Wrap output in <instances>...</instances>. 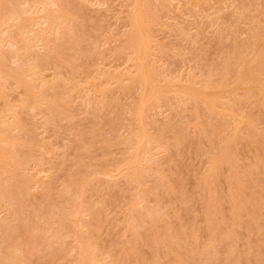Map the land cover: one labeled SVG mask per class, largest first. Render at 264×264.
<instances>
[{
	"label": "rangeland",
	"instance_id": "rangeland-1",
	"mask_svg": "<svg viewBox=\"0 0 264 264\" xmlns=\"http://www.w3.org/2000/svg\"><path fill=\"white\" fill-rule=\"evenodd\" d=\"M60 1L63 6L70 3L71 10L67 8L70 5L59 9L52 4L55 14H69L72 22L57 25L58 33L53 29L48 34L49 42L55 41L68 51L52 50V57L47 56L50 61L45 63L41 45L30 48L40 61L42 80L30 81L29 86L42 104L33 109L23 107L25 88H15L14 80H9L12 85L2 82L6 97L0 99V109L18 105L20 116L13 108L7 118L20 122L11 132L14 136H9L16 142L13 150H7L13 162L9 157L7 162L0 161V188L9 191L14 187L19 196L13 202L14 198H8L12 193L4 200L7 204L2 198V207L6 205L0 208L4 210L0 221L7 216L22 223L21 227L25 225L21 241H17L23 254L31 252L25 255L27 264H77L80 247L87 244L95 245L94 252L105 260L113 257L121 264H141L144 259L154 264H180L171 245L162 240L151 244L154 235L149 231L161 237L170 225L168 232L176 236L180 223L196 239L186 247L188 264L264 261V139L261 137L262 143L259 138L264 132V85H255L249 77L243 82L237 79L239 68L250 65L248 60L257 61L264 51V0H143L138 7L149 13L145 24L153 60L149 59L153 68L149 73L154 78L149 84L147 81L148 94L144 79L135 74L131 45L132 15L137 5L132 0ZM24 14L29 13H22V18H26ZM14 22L9 23V29ZM251 29L259 30L256 37L249 35ZM2 46L8 51H1L7 54L6 67H17L24 59V49L10 42ZM53 61L61 65L51 64ZM225 63L229 73L223 84L219 72ZM260 65L264 63L260 62L256 71ZM133 73L135 81L130 79ZM209 76L210 87L206 84ZM33 78L31 73L26 76L27 80ZM151 81L156 82H152L153 87ZM188 87L200 100H181L177 91L182 93ZM151 88L160 94L158 98L150 97ZM145 97L148 102L144 100L141 106ZM15 136L17 141L12 138ZM228 139L233 143L231 163L222 162L214 168L211 158L221 152ZM150 158L155 162H148ZM210 171L213 177L208 176ZM236 190L235 201L242 207L238 216L229 196ZM210 202L213 208H209ZM208 215L218 223L214 235H210ZM25 232L28 234L23 236ZM64 241L68 243L65 249ZM177 242L176 238L174 247ZM2 243L0 254L6 246Z\"/></svg>",
	"mask_w": 264,
	"mask_h": 264
},
{
	"label": "bare ground",
	"instance_id": "bare-ground-1",
	"mask_svg": "<svg viewBox=\"0 0 264 264\" xmlns=\"http://www.w3.org/2000/svg\"><path fill=\"white\" fill-rule=\"evenodd\" d=\"M63 1H65V0H63ZM70 2H71V0H69ZM73 1V0H72ZM82 1H86V0H82ZM133 1V3L135 4L134 6H136L137 5V7H136V9H135V12H133V15H132V31H131V45H132V49H133V51H134V59L136 60V64H135V66H136V71H138V73L136 72L135 74H138L139 75V73H140V76H142V79H144L143 80V84H144V86L146 87V92H147V94H148V88L150 87V85L148 86V84H149V81L152 79H154L152 76H151V74L149 73V70L151 71H153V68H151L150 69V55H151V53H152V51L150 50V34H149V31H148V25L147 24H145V20H146V18L149 16V13H146V11H144L142 8H140V7H138V5H141V2H143V0H132ZM145 1V0H144ZM148 1V0H147ZM66 2V1H65ZM64 3V2H63ZM74 3V1L71 3V4H73ZM52 4L53 5H58L60 8L59 9H61V8H64V6H69L70 5V3H67V4H65L64 6L62 5V3H61V1L60 0H52L50 3L48 2V0H0V99H4L5 97H6V95H5V97H4V95H3V91H4V89L2 88V84H4V83H2L3 81H9V80H14V82L13 81H11L13 84H14V86H15V88H21V87H24L25 89V95H26V97H25V95L23 96V94H22V97H24V98H22L21 99V101H23V102H21L22 104L24 103V105H23V107H28V108H30V109H33V108H36L37 106H39L40 104H42V103H40V104H38V101L40 100V102H43V100H41V99H36V97H35V95H34V93H33V91H32V89L30 88V86H29V82L30 81H38V80H42V76H41V73H40V70H39V68H40V61H38V58H37V56L35 55V54H33V56H32V54H31V52H30V48L31 47H36V45H33V44H36V43H39L40 45H41V48L43 49L42 51H40V52H42V54H43V59H42V61H46L45 63H47V61H50V60H47V58L50 56V57H52L51 56V51L53 50H60V51H62L63 50V46L61 47V46H59L58 45V43L57 44H55V41L54 42H52L51 40V42H52V44H51V42H49V33H51L52 31H53V29L55 30V33H56V28L58 27L57 25H59V24H64L65 25V23L67 24L68 23V21L70 22L71 20H69V14H66V13H63L61 16H59L60 14L58 13V15L57 14H55V8L53 9V7H52ZM146 4H149V7H150V2H148V3H146ZM75 6H76V4H74ZM74 5H73V7H74ZM66 6V7H67ZM71 6L72 5H70L69 7H67V8H69L70 10H71ZM147 6V5H146ZM148 7V6H147ZM146 7V8H147ZM58 8V7H57ZM74 8H76V7H74ZM66 9V8H65ZM57 10V9H56ZM72 10H73V8H72ZM75 10V9H74ZM158 10V9H157ZM24 12H28L29 14L28 15H26L25 16V14H24V16L26 17V18H22V13H24ZM66 12V11H65ZM75 13H76V11H75ZM263 14H264V10H263ZM61 19V20H60ZM60 20V21H59ZM11 21H15L14 22V24H13V26L12 25H10V26H12L11 27V29H9L8 28V25H9V23L11 22ZM60 22V23H59ZM62 22V23H61ZM72 22V21H71ZM13 23V22H12ZM71 25H72V23H70ZM70 24H68V25H70ZM74 24V23H73ZM63 25V26H64ZM71 25H70V27H71ZM56 26V27H55ZM62 26V25H61ZM60 26V27H61ZM72 26H74V25H72ZM257 27V26H256ZM262 27V26H261ZM59 28V27H58ZM62 28V27H61ZM67 29V28H66ZM254 29V28H253ZM256 29V28H255ZM59 30V29H58ZM152 30V29H151ZM7 31V32H6ZM153 31V30H152ZM252 29L250 30V34L249 35H251V36H255L256 37V31H258L259 32V30H254V31H252ZM57 33H58V31H57ZM63 33H65V32H63ZM67 33V32H66ZM49 34V35H48ZM79 34V33H78ZM7 35V36H6ZM77 35V34H76ZM82 35V34H81ZM61 36H63V35H61ZM78 36V35H77ZM85 36V35H84ZM51 37V36H50ZM51 38H53V37H51ZM62 38V37H61ZM83 38V37H82ZM54 39H55V36H54ZM77 39V38H76ZM79 39V38H78ZM84 39V38H83ZM53 40V39H52ZM62 40V39H61ZM248 40V39H247ZM253 40V39H252ZM59 41V40H58ZM68 41V40H67ZM6 42H10V44L12 45H14V46H18V47H20V48H22V49H24V59L23 60H21L20 61V63H18V66L17 67H14V68H12V69H8L7 67H6V62H5V60H6V58H7V50H4L3 49V46H2V44H4V43H6ZM2 43V44H1ZM54 43V44H53ZM62 43H64V42H62ZM38 45V44H37ZM65 45V44H64ZM75 45V44H74ZM6 46H7V44H6ZM76 46V45H75ZM8 47V46H7ZM34 47V48H35ZM261 47V46H260ZM70 48V47H69ZM65 49V48H64ZM66 49H68V47L66 48ZM130 49V48H129ZM1 51H5L6 53L5 54H2L1 53ZM11 51V50H10ZM64 51V50H63ZM66 51V50H65ZM64 51V52H65ZM68 51V50H67ZM66 51V52H67ZM12 53H13V57H14V52L13 51H11ZM22 52V51H21ZM70 52V51H69ZM236 52V51H235ZM58 53H60V52H58ZM76 53V52H75ZM78 53V52H77ZM133 53V52H132ZM66 54V53H65ZM68 54V53H67ZM78 55V54H77ZM238 55H239V53H238ZM36 56V57H35ZM48 56V57H47ZM10 57V56H9ZM50 57H49V59H50ZM12 58V57H11ZM39 58H40V56H39ZM46 58V60H44ZM41 59V58H40ZM39 59V60H40ZM55 60V59H54ZM75 61V60H74ZM151 61H153L152 60V58H151ZM250 61H251V59H250ZM54 63H51V64H53V65H56V64H58V63H55V61H53ZM133 62H134V60H133ZM264 63V51L261 53V55H259V58L257 59V61H253L252 60V62H250L249 63V60H248V64H250V65H243L241 68H239V69H241V71L238 73L237 72V79L238 80H244L246 77H249L252 81H253V83L255 84V85H264V66H259V71H256V68H258L257 66H258V64L259 63ZM39 63V64H38ZM42 63V62H41ZM44 63V62H43ZM20 64V65H19ZM235 64V63H234ZM45 65H47V64H45ZM44 64H43V66H45ZM58 65H61V64H58ZM57 65V66H58ZM221 65H223V63L221 64ZM225 66H223V67H221V69H220V71L221 72H219L220 73V75H222V78H221V83H223V84H225V81H226V78H227V76H228V73H229V69H228V67L229 66H227V63H225L224 64ZM49 66V65H48ZM239 66V65H238ZM46 67V66H45ZM52 67V66H51ZM55 67V66H54ZM235 67V66H234ZM11 68V67H10ZM222 68H223V73H222ZM58 69V68H57ZM57 71V70H56ZM72 71V70H71ZM55 72V71H54ZM236 72V71H235ZM29 73H31L32 75H33V77L35 76V78H33V80H31V79H29V80H27L26 79V76H28V74ZM59 73V72H58ZM57 73V74H58ZM222 73V74H221ZM72 74V73H71ZM134 74V73H133ZM132 74V75H133ZM134 74V75H135ZM132 75H130V79H133V81H135L136 80V75L134 76L135 77V79H134V77L132 76ZM206 75V74H205ZM219 75V74H218ZM236 75V74H235ZM29 76H31V75H29ZM157 76V75H156ZM64 77V76H63ZM112 77V76H111ZM123 77V76H122ZM121 77V78H122ZM127 77V76H126ZM139 77V76H138ZM4 78V79H3ZM28 78H30V77H28ZM68 78V77H67ZM128 78H129V75H128ZM125 79V78H124ZM127 79V78H126ZM125 79V80H126ZM141 79V80H142ZM207 79V82L204 80V84H205V82H206V84L210 87L211 86V82H210V76L209 77H207L206 78ZM74 80H75V78H74ZM114 80L115 79H113L112 81L114 82ZM123 80V79H122ZM121 80V81H122ZM124 80V81H125ZM140 80V81H141ZM203 80V79H202ZM219 80V79H218ZM217 80V81H218ZM67 81H69V79L67 80ZM76 81V80H75ZM112 81H108V82H110V83H112ZM127 81H128V79H127ZM132 81V80H131ZM132 81V82H133ZM147 81H148V84H147ZM158 81V80H157ZM201 81V80H200ZM199 81V82H200ZM10 81H9V84L11 83ZM119 82V81H118ZM152 82L153 81H151L150 83L152 84ZM159 82V81H158ZM157 82V83H158ZM243 82V81H242ZM60 83V82H59ZM69 83V82H68ZM103 83V82H102ZM102 83H101V85H102ZM117 83V82H116ZM136 83H138V79H137V82ZM153 83H155L156 84V82H153ZM161 83V82H160ZM159 83V84H160ZM201 83H203L202 81H201ZM67 84V83H66ZM77 83L75 82V85H76ZM78 84H81V83H79L78 82ZM77 84V85H78ZM122 84H124V83H122ZM126 84V83H125ZM129 84V83H128ZM130 84H132V83H130ZM147 84V85H146ZM158 84V85H159ZM204 84H203V86H201V87H203V88H206V86L204 87ZM10 85H12V84H10ZM31 85V84H30ZM33 85V84H32ZM31 85V86H32ZM68 85V84H67ZM133 85V84H132ZM132 85H130L131 87H132ZM140 85H141V83H140ZM197 85V84H196ZM37 86V85H36ZM35 86V87H36ZM59 86V85H58ZM70 86V85H69ZM120 86H122V85H119V87ZM123 86H125V85H123ZM142 86V85H141ZM147 86H148V88H147ZM154 85L152 84V87H153ZM176 86V85H175ZM174 86V87H175ZM214 86V85H213ZM32 87H34V86H32ZM39 87V86H38ZM105 87H107V86H105ZM109 87H110V85H109ZM108 87V88H109ZM116 87H117V85H116ZM200 87V88H201ZM40 88V87H39ZM67 88V87H66ZM70 87H68V89H69ZM72 88V87H71ZM138 88V87H137ZM176 89H177V87H175ZM3 89V90H2ZM104 89V88H103ZM133 89H134V87H133ZM132 89V90H133ZM165 89V88H164ZM167 89V88H166ZM208 89V88H207ZM69 90H72V89H69ZM68 90V91H69ZM131 90V91H132ZM134 90H136V89H134ZM151 90H152V88H151ZM150 90V91H151ZM167 90H170L169 88L167 89ZM110 91V90H109ZM130 91V92H131ZM145 91V90H144ZM162 91H163V89H162ZM177 91V90H176ZM47 92V91H46ZM111 92V91H110ZM152 92H153V94H151V96L150 97H156V98H158L159 96H160V94L159 93H154V91L152 90ZM157 92V91H156ZM164 92V91H163ZM183 92H184V94H183ZM183 92L181 93V92H179V91H177V94H179V96H180V98H181V100L184 102V99H186V98H188L189 97V99L188 100H190V99H193V98H196V97H198V93H194V92H192L191 91V89H190V87H188V88H186L185 90H183ZM264 92V91H263ZM262 92V93H263ZM145 93V92H144ZM166 93V92H165ZM206 94H207V92H205ZM6 94V93H5ZM44 94V93H43ZM149 94V95H150ZM183 94V95H182ZM186 94H188V96H185ZM202 94V93H201ZM206 94H202L203 96H206ZM208 94H210V92H208ZM213 94V93H212ZM264 94V93H263ZM66 95V94H65ZM64 95V96H65ZM141 96V95H140ZM263 96V95H262ZM8 97V96H7ZM146 97H149L148 95H146ZM146 97L145 98H142L143 100H142V104H141V106H143V103L146 101V102H148V99L146 100ZM186 97V98H185ZM264 97V96H263ZM263 97H262V100H263ZM39 98V97H38ZM135 98H137V96L135 97ZM212 98V97H211ZM211 98H209V99H211ZM15 99V98H14ZM159 99H161V98H159ZM198 99L200 100V96L198 97ZM219 99V98H218ZM217 99V100H218ZM229 99V98H228ZM38 100V101H37ZM105 100V99H104ZM145 100V101H144ZM150 100V99H149ZM211 100H213V101H215L214 99H211ZM144 101V102H143ZM153 101V100H152ZM151 101V102H152ZM154 101H156V100H154ZM163 101V100H162ZM190 101H192V100H190ZM219 101V100H218ZM264 101V100H263ZM262 101V102H263ZM10 102V101H9ZM69 102V101H68ZM216 102V101H215ZM229 102V101H228ZM2 103V102H1ZM44 103H46V102H44ZM136 103V102H135ZM185 103V102H184ZM210 103V102H209ZM10 104V103H9ZM38 104V105H37ZM47 104V103H46ZM147 104V103H146ZM144 105V107L145 106H147V105ZM148 104H151V103H148ZM6 105V104H5ZM19 105H20V103H19ZM213 105H214V102H213ZM8 106V105H7ZM10 106V108L9 107H5V108H2V109H0V161L1 162H3V160L5 159L6 160V158L7 157H9L10 155H12V154H10L9 155V153H10V151H8L7 152V150L9 149V147H10V149H12L13 150V147H15L14 146V143H16L14 140L12 141V140H10V137L11 136H14V134H11V132H12V130L15 128V131H16V128H18L19 127V122H18V120L16 119V118H14L13 119V117L11 116L12 115V113H11V119H8L7 118V113H8V110L10 111V109H15V111L18 109L17 107H19L18 105L16 106L15 105V107H11L12 105L10 104L9 105ZM13 106H14V104H13ZM215 106H216V103H215ZM48 107H50V106H48ZM52 107V106H51ZM63 107V106H62ZM61 107V108H62ZM22 108V107H21ZM64 108V107H63ZM62 108V109H63ZM27 109V108H26ZM25 109V110H26ZM141 109V108H140ZM144 109V108H143ZM50 110V109H49ZM53 110V109H52ZM57 110V109H56ZM212 110V109H211ZM18 111V110H17ZM16 111V112H17ZM37 111V110H36ZM43 111V110H42ZM58 111V110H57ZM56 111V112H57ZM142 110H140L139 112H141ZM145 111V110H144ZM203 111V110H202ZM207 111V110H206ZM16 112H14L13 113V115L14 114H16ZM38 112V111H37ZM45 112V111H44ZM50 112H52V111H50ZM48 113V112H47ZM46 113V114H47ZM18 114H19V111H18ZM208 114V113H207ZM139 115H141V113L139 114ZM19 116H20V114H19ZM207 116V115H206ZM13 119V120H12ZM205 119H208L207 117L205 118ZM9 120H11V121H9ZM140 120H141V117H140ZM213 123V122H212ZM212 125V124H211ZM22 126V125H21ZM213 126V125H212ZM211 126V127H212ZM229 127H230V125H229ZM213 128V127H212ZM20 129H18V131H19ZM222 130V129H221ZM211 131V130H210ZM13 132H14V130H13ZM177 132H179V131H177ZM225 132V131H224ZM252 132V131H251ZM223 133V132H222ZM253 134V133H252ZM17 135V134H16ZM256 135V134H255ZM260 135V134H259ZM10 136V137H9ZM138 136H141V135H138ZM142 136H144L143 135V133H142ZM223 137V136H222ZM264 139V132H261V136L259 137L261 140L260 141H262V143H263V139ZM12 138H14L15 140H16V136L15 137H12ZM137 138H139V137H137ZM145 138V137H144ZM179 139V138H178ZM231 139V138H230ZM142 140H144L143 139V137H142ZM17 141V140H16ZM234 141V140H233ZM147 142H149V141H147ZM4 143V144H3ZM134 143V142H133ZM139 144L141 143V142H138ZM150 143V142H149ZM18 144V143H17ZM135 144V143H134ZM232 141L231 140H226L225 141V145H224V148L221 150V152L220 153H217V154H214V156L211 158V161H212V164H213V166H214V168H217V166H219V165H221V163L222 162H230V151H231V146H232ZM138 145V144H137ZM139 146V145H138ZM138 146H137V149H138ZM140 146H142L143 147V145H142V143L140 144ZM140 146H139V148H140ZM145 146H147V144L145 145ZM149 146V145H148ZM147 146V147H148ZM16 147H17V145H16ZM19 148V147H18ZM151 148V147H150ZM17 149V148H16ZM145 148L143 147V150H144ZM148 149H149V147H148ZM16 151V150H15ZM17 151H19V150H17ZM150 151V150H149ZM148 151V152H149ZM20 152V151H19ZM143 152V151H142ZM11 153H13V152H11ZM150 153V152H149ZM143 154H147L146 152H143ZM14 155H15V152H14ZM148 155V154H147ZM136 156H137V154H136ZM144 156V155H143ZM146 156V155H145ZM144 156V157H145ZM150 157V156H149ZM10 158V161L12 160V162H13V159H12V156L11 157H9ZM14 158V157H13ZM137 158H138V156L136 157V160H137ZM146 159L148 158V156L147 157H145ZM17 159V157H16V155H15V158H14V161ZM151 160H149L148 162H150V161H154L152 158H150ZM139 160V159H138ZM10 161H9V163H10ZM124 161V160H123ZM131 161V160H130ZM132 161H133V159H132ZM135 161V160H134ZM6 162H7V160H6ZM139 163H140V161H138ZM144 162H146V160H144ZM144 162H142V163H144ZM155 162V161H154ZM137 162H135V164H136ZM138 163V164H139ZM231 163V162H230ZM5 164V163H4ZM129 164V163H128ZM133 165H130V166H134V163H132ZM141 164V163H140ZM139 164V165H140ZM156 164V163H155ZM14 166H15V164H13ZM12 165V166H13ZM126 165H127V163H126ZM146 165H147V163H146ZM11 166V167H12ZM27 166V165H26ZM129 166V167H130ZM128 166H127V170H129L130 168H129ZM153 167V166H152ZM231 167V166H230ZM2 168V167H1ZM13 168H16V167H13ZM134 168H136V167H134ZM259 168V167H258ZM9 169V168H8ZM26 169H27V167H26ZM137 169V168H136ZM146 169V168H145ZM11 170H12V168H11ZM14 170V169H13ZM126 170V171H127ZM264 170V169H263ZM3 171H5V169L3 170ZM15 171V170H14ZM11 172H13V171H11ZM133 172H135V170H133ZM5 173H6V171H5ZM128 173V172H127ZM258 173V172H257ZM130 174H132V173H130ZM129 174V177L131 176ZM215 174H217V173H214V175ZM264 174V173H263ZM11 175V174H10ZM32 176H33V174H31ZM212 174H211V171L208 173V176H211ZM144 176V175H143ZM211 177H213V176H211ZM209 178V177H208ZM130 179H132L131 177H130ZM5 180V179H4ZM77 180V179H76ZM208 181V180H207ZM214 181V180H213ZM250 181V180H249ZM242 184V183H241ZM1 185V184H0ZM210 185V184H209ZM215 185V184H214ZM7 187V186H6ZM14 188V187H13ZM13 188H12V190H11V188L9 189V191H7L6 190V188L4 189V188H0V201L2 200V198H3V201L5 200V198H6V200H7V197L9 196V195H11L12 193H13V195H11L10 197H8V198H11L12 197V199H13V202H15V200L17 199V201H18V197H16V196H19V193H18V195H15V194H17L16 192H15V194H14V192H13ZM71 188V187H70ZM70 188H66V190L67 189H69L70 190ZM78 188V187H77ZM77 188H75V189H77ZM184 188V187H183ZM182 188V189H183ZM12 192H11V191ZM23 191V190H22ZM71 192V191H70ZM69 192V193H70ZM77 191L75 190L74 191V193H76ZM226 192V191H225ZM237 190L236 191H233V192H231L230 193V195L229 196H231V198H232V203H233V205H232V207H233V212L235 213V215L236 216H238L239 215V210L242 208H240L239 206V204L237 205V203H236V201H235V196L234 195H237ZM240 193H241V191H240ZM47 194V193H46ZM226 194V193H225ZM74 195V194H73ZM188 196V195H187ZM240 196V195H239ZM47 197H49V196H47ZM77 197V196H76ZM181 197H182V195H181ZM185 197V196H184ZM75 198V197H74ZM230 198V197H229ZM228 198V199H229ZM242 199H243V197H241ZM20 199V198H19ZM48 200V199H47ZM185 200V199H184ZM244 200V199H243ZM8 201V200H7ZM10 201V200H9ZM87 201V200H86ZM187 201H188V199H187ZM230 201H231V199H230ZM238 201V200H237ZM5 202V201H4ZM6 203V202H5ZM11 203H12V201H11ZM87 203V202H86ZM1 204V203H0ZM3 204V203H2ZM2 204H1V206H0V208L2 207ZM7 204V203H6ZM6 204H4V205H6ZM13 204V203H12ZM12 204H8L9 205V207L11 208V205ZM17 204V203H16ZM50 204V203H49ZM242 204V203H241ZM244 204L245 203H243V205L242 206H244ZM4 205H3V207L2 208H4ZM91 205V204H90ZM15 206V205H14ZM13 205H12V208L14 207ZM87 206V205H86ZM188 206V205H187ZM208 206H209V208H211L212 206H213V204H212V202H210L209 204H208ZM9 207L8 208H6V210L7 209H9ZM17 207V206H16ZM50 207V206H49ZM81 207V206H80ZM88 207V206H87ZM86 207V208H87ZM44 208H46V206L44 207ZM72 208H73V206H72ZM72 208H70V209H72ZM143 208V207H142ZM160 208V207H159ZM213 208V207H212ZM244 208V207H243ZM5 209V208H4ZM49 209V208H48ZM69 209V210H70ZM94 209V208H93ZM41 210V209H40ZM148 210V209H147ZM159 210V209H158ZM161 210V209H160ZM249 210V209H248ZM2 211H4V210H1L0 211V213H2ZM10 211H12L11 209H10ZM10 211H8L9 213H10ZM14 211V210H13ZM39 211V210H38ZM61 211H63V210H61ZM66 211H68V209L66 210ZM77 211H78V209H77ZM46 212V214H48L49 215V213L50 214H52V212H50V211H45ZM60 212V211H59ZM14 213L15 212H13V215H14ZM17 213V212H16ZM37 213V212H36ZM156 213V212H155ZM233 213V214H234ZM6 214V213H5ZM8 214V213H7ZM23 214H24V212H23ZM150 215H153V213L151 214V212L149 213ZM232 214V213H231ZM9 215V214H8ZM53 215V214H52ZM56 215H58V213L56 214ZM2 216V215H1ZM39 216V215H38ZM50 216V215H49ZM62 216V215H61ZM5 217V216H4ZM151 217V216H150ZM153 218H154V216H152ZM150 218L151 220L153 219V218ZM226 217V216H225ZM6 218H8L7 216L5 217V218H3L5 221H0V230L2 231V235H0V239L2 240V242L6 245L5 246V249H4V252H1V254L0 255H2V253H3V255H2V259H3V264H20L21 262H23L24 264H27V260L29 259H26V256L25 255H27V253L26 254H23V250H22V248L20 247V242L19 241H21L20 239L22 238V236H21V228H23L24 230H25V225L23 226V227H21V225H22V223H21V225L18 223L17 224V220L16 221H11L10 219H6ZM219 218V217H218ZM16 219V217L14 218V220ZM28 219H29V217H28ZM67 219V218H66ZM8 220V221H7ZM22 220V219H21ZM24 220H26V219H24ZM156 220V219H155ZM207 220H208V222H209V230H210V235H214V231L216 230V227H217V224H216V221L212 218V217H210L209 215L207 216ZM23 221V220H22ZM29 221V220H28ZM147 221V220H146ZM14 222H16V223H14ZM27 222V221H26ZM65 222V221H64ZM83 222H85V220L83 221ZM67 223V222H66ZM66 223H65V225H66ZM176 223V222H175ZM180 223V222H179ZM23 224H24V222H23ZM47 224V223H46ZM177 224V223H176ZM232 224V223H231ZM167 225V224H166ZM178 225H180L179 226V232H178V234L176 235V236H174V234H170L169 232L172 230L169 226L170 225H167L168 227V229L163 233V235L160 237L159 236V234H158V232H153V230L152 229H150L149 231H151L152 233H153V241H151V244L152 245H156V243H158V241H160V240H162V242H164L165 244H168V245H171L170 246V249H171V251H173L174 253H175V256H176V261L178 262V263H180V264H188V254L186 253V247H187V245H190V244H194V243H192V242H194L196 239H195V237H193L194 235L192 234V233H190V232H187L186 230H185V227H184V225L183 224H178ZM250 225V224H249ZM33 226V225H32ZM146 227V226H145ZM178 227V226H177ZM131 229V228H130ZM176 229V228H175ZM233 229V228H232ZM23 230V231H24ZM40 229H38V231H39ZM65 230V229H64ZM233 230H235V228L233 229ZM0 231V232H1ZM59 231V230H58ZM62 231V230H61ZM169 231V232H168ZM55 232V231H54ZM64 232V231H63ZM160 232V231H159ZM234 232H236V230L234 231ZM26 233V232H25ZM24 233V235L23 236H25V235H27L28 233H26L25 234ZM180 233V234H179ZM85 234H87L86 232H85ZM90 234V233H89ZM149 234V233H148ZM235 234V233H234ZM58 235V234H57ZM61 235V234H60ZM66 235V234H65ZM68 235V234H67ZM196 235V234H195ZM236 235V234H235ZM31 236V235H30ZM59 236V235H58ZM63 236V235H62ZM34 238H35V236H33ZM33 237H31L32 239H33ZM36 237H37V235H36ZM52 237V236H51ZM64 237H67V236H63V238ZM197 237V236H196ZM39 238V237H38ZM37 238V239H38ZM40 238H41V235H40ZM59 238V237H58ZM85 238H87V235H86V237ZM177 238V244H176V247H174V241H175V239ZM0 240V241H1ZM17 240H19V241H17ZM40 239H38V241H39ZM180 240V241H179ZM194 240V241H193ZM236 240V239H235ZM183 241V242H182ZM14 242V243H13ZM17 242V243H16ZM32 242H34V239H33V241ZM31 242V243H32ZM37 242V241H36ZM46 242V241H45ZM65 242H67V241H64V245H63V243H62V245H60L59 247H65V245H67ZM86 242H87V240H86ZM2 243V245L4 246V244ZM78 242H76V244H77ZM29 244V242L27 243V245ZM81 244H82V242H81ZM1 245V246H2ZM34 245H35V243H34ZM45 245V244H44ZM31 246V245H30ZM68 246V245H67ZM66 246V247H67ZM95 246V245H94ZM92 247V245H90V244H87V245H81V247H80V255H79V258H78V261H77V264H121V262L119 261V259H117V258H108V260H109V262L108 263H105L104 261H106L103 257H101L98 253H96V252H98V251H95L94 252V250L96 249L95 247ZM27 247V246H26ZM63 248H58L59 250L61 249V251H62V249ZM157 248V247H156ZM27 249V248H26ZM65 249V248H64ZM28 251L30 250V249H27ZM97 250V249H96ZM53 251H54V249H53ZM56 251H58V250H56ZM61 251H60V253H61ZM232 251V250H231ZM233 251H235V250H233ZM232 251V253H234ZM257 252H258V250H256ZM31 253V252H30ZM29 252H28V255L30 254ZM67 253V252H66ZM77 253V252H76ZM261 253V252H260ZM64 254V253H63ZM112 254H115V253H113L112 252ZM111 254V255H112ZM27 255V256H28ZM116 255V254H115ZM64 257H65V254L63 255ZM63 256L61 257V258H63ZM113 256V255H112ZM233 256H235L234 254H233ZM257 256H258V254H257ZM256 256V257H257ZM115 257V256H114ZM60 258V259H61ZM100 258H103V262L102 263H100V261H102V260H100ZM196 258V257H195ZM210 258V257H209ZM257 259V258H256ZM262 259V258H261ZM260 259V260H261ZM107 260V261H108ZM145 260V259H144ZM142 261L141 262V264H154V262L153 261H151V260H146V261ZM195 260V259H194ZM235 260V259H234ZM236 260H237V258H236ZM106 261V262H107ZM243 262V261H242ZM258 262V261H257ZM259 262H263L264 263V261L263 260H261V261H259ZM258 262V263H259ZM56 263V262H55ZM197 263V262H196ZM236 263H238V262H236ZM261 263H259V264H261ZM2 264V263H1ZM48 264V263H47ZM51 264V263H50Z\"/></svg>",
	"mask_w": 264,
	"mask_h": 264
}]
</instances>
